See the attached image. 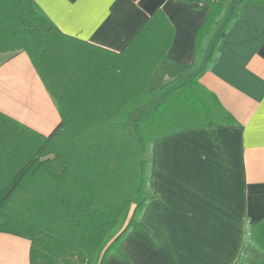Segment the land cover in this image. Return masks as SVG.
Masks as SVG:
<instances>
[{
    "label": "trees",
    "instance_id": "1",
    "mask_svg": "<svg viewBox=\"0 0 264 264\" xmlns=\"http://www.w3.org/2000/svg\"><path fill=\"white\" fill-rule=\"evenodd\" d=\"M203 1L210 9L193 63L180 64L167 55L174 30L161 10L116 53L65 34L34 0H0V54L28 53L61 115L46 136L0 112V233L30 241V264L123 257L124 241L157 199L154 143L228 123L200 78L243 5L264 8V0ZM263 231L264 218L247 222L235 264H248L250 246L263 249Z\"/></svg>",
    "mask_w": 264,
    "mask_h": 264
},
{
    "label": "crops",
    "instance_id": "2",
    "mask_svg": "<svg viewBox=\"0 0 264 264\" xmlns=\"http://www.w3.org/2000/svg\"><path fill=\"white\" fill-rule=\"evenodd\" d=\"M34 1L65 34L116 53L161 10L174 30L167 55L180 64L193 63L196 33L210 9L203 0ZM200 83L216 96L228 123L154 143L157 199L144 212L142 229L124 241L123 257L111 255L106 264H235L247 222L264 218L263 7L243 5ZM0 112L46 136L61 122L24 51L0 54ZM262 246L248 248V264H264V231ZM30 247L25 238L0 233V264H30Z\"/></svg>",
    "mask_w": 264,
    "mask_h": 264
},
{
    "label": "rangeland",
    "instance_id": "3",
    "mask_svg": "<svg viewBox=\"0 0 264 264\" xmlns=\"http://www.w3.org/2000/svg\"><path fill=\"white\" fill-rule=\"evenodd\" d=\"M254 247V246H253Z\"/></svg>",
    "mask_w": 264,
    "mask_h": 264
}]
</instances>
